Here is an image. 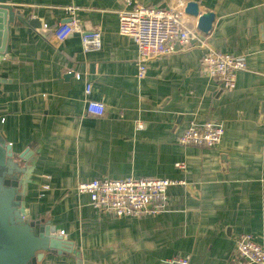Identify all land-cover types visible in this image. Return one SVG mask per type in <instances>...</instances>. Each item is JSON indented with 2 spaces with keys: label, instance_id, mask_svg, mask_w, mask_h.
I'll return each mask as SVG.
<instances>
[{
  "label": "crops",
  "instance_id": "obj_1",
  "mask_svg": "<svg viewBox=\"0 0 264 264\" xmlns=\"http://www.w3.org/2000/svg\"><path fill=\"white\" fill-rule=\"evenodd\" d=\"M136 1L179 8L196 25L185 7L198 2L215 12L213 30L198 31L186 49L152 58L139 78L137 44L118 31L124 0H6L42 28L8 26L0 131L35 162L21 187L26 216L50 223L76 250L40 264H174L178 256L227 264L238 235L264 244V0ZM69 6L84 32H101L99 49L85 50L80 32L59 42L44 28L67 19ZM209 49L246 60L233 90L201 72ZM87 98L104 103L103 116L87 112ZM193 118L221 123L222 141L181 144ZM104 176L180 183L168 187L158 212L117 217L92 208L78 190Z\"/></svg>",
  "mask_w": 264,
  "mask_h": 264
},
{
  "label": "built area",
  "instance_id": "obj_2",
  "mask_svg": "<svg viewBox=\"0 0 264 264\" xmlns=\"http://www.w3.org/2000/svg\"><path fill=\"white\" fill-rule=\"evenodd\" d=\"M125 7L119 11L118 31L121 35L131 36L137 44V75L144 78L148 61L176 51L186 49L198 40L197 25L184 18L179 8L164 6H146L136 0H124ZM68 18L54 25H44L53 38L62 42L75 32L81 33L85 50L101 47L99 30L84 32L75 16L76 8H65ZM178 9L180 11H178ZM247 68L246 60L233 56L229 52L209 49L202 58L200 70L206 76L218 81L226 90H233L237 84V75ZM92 92V84L87 83L85 94ZM87 112L103 116L105 105L101 101L87 98ZM93 107L100 110L96 111ZM142 126V125H140ZM225 129L221 123L214 121L200 122L195 118L179 136V142L185 145H204L214 147L224 136ZM184 167V163H178ZM180 183L170 178L127 176L110 178L104 176L78 186L81 193H87L90 205L95 210L115 214L117 217L136 216L146 212H158L167 200L169 186ZM48 187V186H47ZM149 205H154L151 209ZM174 264H194L189 257L178 256L171 260ZM227 264H264V244L252 234L242 233L236 237V252Z\"/></svg>",
  "mask_w": 264,
  "mask_h": 264
},
{
  "label": "water",
  "instance_id": "obj_3",
  "mask_svg": "<svg viewBox=\"0 0 264 264\" xmlns=\"http://www.w3.org/2000/svg\"><path fill=\"white\" fill-rule=\"evenodd\" d=\"M185 12L197 17L198 31L209 35L215 12L201 9L189 1ZM20 22L42 28L37 18H26L6 0H0V57L9 42L8 26ZM31 153V152H30ZM27 152H15L0 131V264H40L49 255L76 253L71 241L56 232L50 223L26 216L25 196L21 191L30 183L35 162Z\"/></svg>",
  "mask_w": 264,
  "mask_h": 264
},
{
  "label": "bare ground",
  "instance_id": "obj_4",
  "mask_svg": "<svg viewBox=\"0 0 264 264\" xmlns=\"http://www.w3.org/2000/svg\"><path fill=\"white\" fill-rule=\"evenodd\" d=\"M93 109H94V110H96V111L100 110V109H99V108H97V107H93Z\"/></svg>",
  "mask_w": 264,
  "mask_h": 264
},
{
  "label": "rangeland",
  "instance_id": "obj_5",
  "mask_svg": "<svg viewBox=\"0 0 264 264\" xmlns=\"http://www.w3.org/2000/svg\"><path fill=\"white\" fill-rule=\"evenodd\" d=\"M178 11H180L179 9H178ZM230 53V52H229ZM232 54V53H231ZM233 56H234V54H232ZM247 64V63H246Z\"/></svg>",
  "mask_w": 264,
  "mask_h": 264
}]
</instances>
